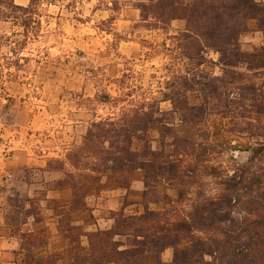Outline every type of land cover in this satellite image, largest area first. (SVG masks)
<instances>
[{
    "label": "trees",
    "instance_id": "1",
    "mask_svg": "<svg viewBox=\"0 0 264 264\" xmlns=\"http://www.w3.org/2000/svg\"><path fill=\"white\" fill-rule=\"evenodd\" d=\"M55 1L30 0L24 6L0 0V50L8 49L7 55L0 53V74L31 62L24 53L42 33L41 9ZM137 9L141 20L156 28L184 22L166 49L186 67L166 83L161 99H103L113 108L123 105L91 123L65 160L48 162V171L65 176L55 188L73 192L64 206L68 214L85 208L89 196L130 189L134 173L144 174L143 212H111L112 228L95 232L61 222L74 264H264V41L251 53L240 43L250 20L264 39V0H150ZM6 25L12 32L1 31ZM209 52L218 55L220 75L202 70ZM189 93H197L200 104L192 105ZM162 103L171 109L165 111ZM175 118L194 127L193 134L177 133ZM153 131L159 133L160 150L152 147ZM168 140L171 151L165 148ZM237 152L249 154L246 162L235 158ZM165 187L177 191L176 200ZM17 196L8 197L16 215L7 214L5 223L20 236L23 263L60 264L58 256L49 261L35 255L47 244L46 231L20 227L42 221L40 202ZM159 202L163 210L150 208ZM128 204L125 199L123 206ZM168 249L173 258L166 263L162 255Z\"/></svg>",
    "mask_w": 264,
    "mask_h": 264
},
{
    "label": "rangeland",
    "instance_id": "2",
    "mask_svg": "<svg viewBox=\"0 0 264 264\" xmlns=\"http://www.w3.org/2000/svg\"><path fill=\"white\" fill-rule=\"evenodd\" d=\"M29 1L16 3L25 6ZM149 1L56 0L52 5L45 4L41 9L42 33L24 53L31 62L20 71L4 69L0 74V264H23L25 257L19 254V234L13 237L5 223L7 214L16 215L15 204L10 205L8 197L17 198L19 194L22 202L36 199L47 210L64 207L47 198L48 191L65 177L62 172L48 171V162L65 160L68 150L82 143L91 123L118 113L123 105L113 108L102 100L108 96L129 102L161 99L167 92L166 83L186 67L169 51L174 44L171 37L183 30L184 22L174 21L164 28L143 22L137 7ZM1 31L10 33L12 26L6 25ZM263 41L256 22L250 20L240 37L242 50L251 53ZM0 53L5 56L8 49L2 48ZM207 59L202 70L220 75L218 55L209 52ZM188 99L192 105L201 102L197 93H189ZM161 107L171 109L170 103ZM174 123L180 135L193 134L194 127L178 118ZM150 137L153 149H162L159 133L153 131ZM140 147L136 141L134 149ZM165 148L172 150L170 140ZM234 156L244 163L249 154L237 152ZM52 166L58 164L52 162ZM131 187L134 196L141 192L142 171L134 173ZM163 191L173 200L178 197L174 188L165 187ZM127 198L122 196V203ZM150 208L163 210L164 203H153ZM136 212L137 207H133L126 213ZM104 214L111 217L108 211ZM61 222L69 224L67 211ZM37 227L30 220L20 230L34 231ZM35 255L49 257V261L56 256L63 258L61 253L51 255L40 248ZM172 258V249L162 255L166 263Z\"/></svg>",
    "mask_w": 264,
    "mask_h": 264
},
{
    "label": "crops",
    "instance_id": "3",
    "mask_svg": "<svg viewBox=\"0 0 264 264\" xmlns=\"http://www.w3.org/2000/svg\"><path fill=\"white\" fill-rule=\"evenodd\" d=\"M132 190V187L128 190H109L104 191L97 196H89L85 201V208L70 212V225L75 227H82L85 232L107 230L112 228L114 221L111 217H108L104 214L105 211H108V213L111 214V212H117L124 209L126 213L130 208L137 207L138 213L143 212L145 188L143 187L141 192L139 194H136L135 196L133 195ZM126 195L128 197L126 200L129 204L124 207L122 203V196ZM47 198L49 200H53L54 203L60 202L61 204L66 205L72 200L73 192L69 188H55L54 190L48 191ZM151 206L152 204H150V207ZM42 209V221L35 222L34 220H32V222L38 226V229L34 231L43 229L47 234V244L44 248L40 249H45L47 253L51 255L61 253V255L63 256V262H60V264H74V250L69 245V242L66 240L60 228L61 219L63 218L64 213L66 211L68 212L69 210L66 207L61 206L58 208L54 206L52 208H49L48 210L44 207ZM9 230L11 232L10 228ZM12 236L14 237L15 235L12 234ZM82 245L84 247L88 246L86 237H83ZM18 250L19 254L24 256L21 250V243ZM23 260L24 259H22V263Z\"/></svg>",
    "mask_w": 264,
    "mask_h": 264
}]
</instances>
